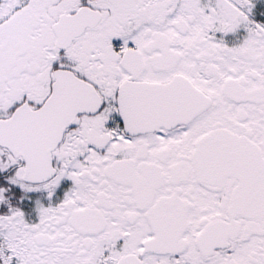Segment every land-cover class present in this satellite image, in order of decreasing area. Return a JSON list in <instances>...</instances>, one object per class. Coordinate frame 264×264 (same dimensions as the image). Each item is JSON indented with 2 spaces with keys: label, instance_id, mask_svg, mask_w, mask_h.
Listing matches in <instances>:
<instances>
[{
  "label": "snow or ice",
  "instance_id": "1",
  "mask_svg": "<svg viewBox=\"0 0 264 264\" xmlns=\"http://www.w3.org/2000/svg\"><path fill=\"white\" fill-rule=\"evenodd\" d=\"M0 264H264V0H0Z\"/></svg>",
  "mask_w": 264,
  "mask_h": 264
}]
</instances>
